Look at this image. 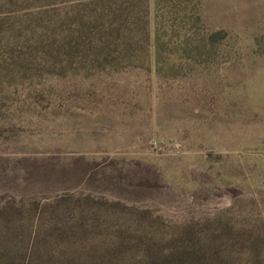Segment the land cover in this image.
I'll return each instance as SVG.
<instances>
[{"label":"rangeland","instance_id":"374dc122","mask_svg":"<svg viewBox=\"0 0 264 264\" xmlns=\"http://www.w3.org/2000/svg\"><path fill=\"white\" fill-rule=\"evenodd\" d=\"M0 264H264V0H0Z\"/></svg>","mask_w":264,"mask_h":264},{"label":"clouds","instance_id":"9594fccd","mask_svg":"<svg viewBox=\"0 0 264 264\" xmlns=\"http://www.w3.org/2000/svg\"><path fill=\"white\" fill-rule=\"evenodd\" d=\"M210 206L213 207H229L232 203V196L230 193L223 192L219 196H214L213 200L210 202Z\"/></svg>","mask_w":264,"mask_h":264}]
</instances>
